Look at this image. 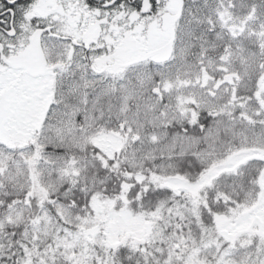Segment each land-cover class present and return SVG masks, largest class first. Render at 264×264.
Masks as SVG:
<instances>
[{
	"label": "snow or ice",
	"instance_id": "6c2138e0",
	"mask_svg": "<svg viewBox=\"0 0 264 264\" xmlns=\"http://www.w3.org/2000/svg\"><path fill=\"white\" fill-rule=\"evenodd\" d=\"M0 264H264V0H0Z\"/></svg>",
	"mask_w": 264,
	"mask_h": 264
}]
</instances>
